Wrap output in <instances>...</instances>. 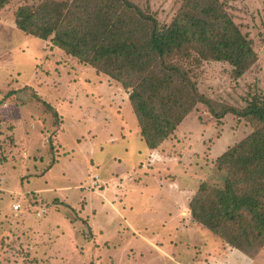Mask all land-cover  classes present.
I'll list each match as a JSON object with an SVG mask.
<instances>
[{
    "label": "rangeland",
    "instance_id": "rangeland-1",
    "mask_svg": "<svg viewBox=\"0 0 264 264\" xmlns=\"http://www.w3.org/2000/svg\"><path fill=\"white\" fill-rule=\"evenodd\" d=\"M41 1L9 0L0 9V264H204L210 254L223 257L224 243L189 222L186 207L178 213L177 204H169L175 198L170 189L171 196L165 195L149 173L163 181L177 175L190 189L202 180L219 185L225 172L217 168V157L258 124L232 113L216 119L197 103L169 135L168 157L146 154L135 135V116L120 100L128 91L119 82L107 78L117 101L101 89L96 93L87 64L78 68L77 58L57 54L51 37L16 28V9ZM131 1L161 24L171 21L182 2ZM226 1L255 62L239 77L224 61L186 65L202 95L242 109L252 97H264V0ZM128 134L125 152L121 140ZM107 135L116 140L108 142ZM115 157L128 163L120 165ZM115 164L121 170L114 173ZM132 183L145 184L127 192V204L122 188ZM115 203L130 226L115 215ZM245 253L264 264V244Z\"/></svg>",
    "mask_w": 264,
    "mask_h": 264
},
{
    "label": "trees",
    "instance_id": "trees-1",
    "mask_svg": "<svg viewBox=\"0 0 264 264\" xmlns=\"http://www.w3.org/2000/svg\"><path fill=\"white\" fill-rule=\"evenodd\" d=\"M8 1L0 0V9ZM14 22L119 82L150 149L167 140L197 103L216 119L232 113L257 123L217 157L225 172L221 184L201 181L188 209L193 221L232 248L245 253L264 244V97H252L242 109L215 105L198 91L186 65L224 61L239 77L255 62L226 0H182L167 24L131 0H43L19 6Z\"/></svg>",
    "mask_w": 264,
    "mask_h": 264
},
{
    "label": "crops",
    "instance_id": "crops-1",
    "mask_svg": "<svg viewBox=\"0 0 264 264\" xmlns=\"http://www.w3.org/2000/svg\"><path fill=\"white\" fill-rule=\"evenodd\" d=\"M55 51L57 52V54L58 53H60V50H59V52H58V49H56L55 48ZM80 65H83V64H81V63H78V68H80V67H82V66H80ZM90 67V66H89ZM91 68V71H93V73H94V75L96 76V87H95V90H96V93H98V91H99V89H101L103 92H105V93H107V94H112L113 95V97H114V100H116L117 101V99H118V96H114V92H116V88H115V90H114V88L112 87V86H109V85H111V83H110V81H108L107 80V78H109L108 76H106V75H101V76H98L99 74L97 73V72H95V70H92L93 68L92 67H90ZM86 69V68H85ZM88 72L85 70L84 71V74H87ZM102 79H104L103 81H102ZM85 80H87V79H85ZM112 81V80H111ZM94 83V82H93ZM99 84H101L100 86H99ZM100 87V88H99ZM119 89H121V88H119ZM122 91V90H121ZM83 93H85V91H83ZM122 93V92H121ZM86 94V93H85ZM120 96V95H119ZM128 95H127V93H124V96H120V100H122V103H124V106L126 107L127 106V103L129 104V102H128V97H127ZM107 104L109 105L110 103H109V101H111L110 99H109V97H107ZM99 106L102 108V104H101V102H99V103H97V104H95L94 105V108H95V110L96 111H98V109H99ZM129 107H130V105H129ZM130 111H131V108H130ZM62 119V118H61ZM61 119H60V129L59 130H61L62 128H64L63 127V121L61 122ZM136 119V118H135ZM101 120V119H100ZM100 120H98L99 122H100ZM136 126H137V128H135V135H136V137H138V139H139V141L141 142V143H143L145 146H147L145 143H144V141L141 139V137H140V135H139V127H138V124H137V120H136ZM95 130L96 129H94L93 130V132H95ZM92 132V133H93ZM92 136H93V134H92ZM108 136V135H107ZM57 137L61 140L63 137L61 136H58L57 135ZM109 138H107L108 139V142L109 141H111V137L110 136H108ZM131 137H130V135L128 134L126 137H124V136H122V144H123V150L126 152V150L129 148L128 147V144H127V140H129ZM113 139L114 140H112L111 142H114L115 140H116V138L115 137H113ZM143 141V142H142ZM166 141L167 140H164L163 142H162V144L158 147V148H155V149H150V148H148V147H146L145 148V152H146V154H149L150 152L152 153H154L157 157H168V156H165V155H167V153H168V150L165 148V145H166ZM90 149V151H92L93 150V147H92V145H91V147H90V145H88V149H86V151L87 150H89ZM146 154L144 155V156H146ZM164 154V155H163ZM116 159H118L119 161L121 160V159H119L118 157H115ZM123 160V159H122ZM120 161L118 164H120V165H125V164H127L128 162H127V160H123V161ZM142 162H144V161H142ZM116 166L114 167V173L116 172V171H119V170H121V169H119L118 167H117V164H115ZM139 165V164H138ZM171 167H172V165H171ZM121 172V174H125L123 171H120ZM194 173V172H193ZM192 173V174H193ZM150 182H151V184H155V185H157V186H160V187H162L163 188V192H164V194L165 195H170L171 196V194L175 197V198H169V200L168 201H171L169 204L171 205L172 203H173V201H174V204L176 203L177 204V208H176V210H178L177 212L178 213H180V210H182V209H184L185 207H186V212H187V216L189 217V215H190V212H189V209H188V203H189V200L191 199V197L194 195V193L196 192V189H197V187H198V185H197V187L195 188V189H190V188H187L184 184L185 183H181L180 181H179V178H178V176L177 175H175L174 177H171L170 179H165V181H163L162 179H164V178H160V176H156V175H154L153 174V170H150ZM112 176V175H111ZM176 178H178V181L177 182H175L176 180ZM186 179V178H185ZM202 180V179H201ZM163 181V182H162ZM182 181H184V179H182ZM203 181V180H202ZM175 182V183H174ZM143 184V185H142ZM140 183V184H134V183H132L131 185H129V184H126V186H124L123 188H122V190L123 191H125L126 193H123V196L124 197H126L127 198V204H129V203H132V200H131V197H130V195L127 193V192H130L131 190H132V187H138V189H140L139 187H143L144 186V184L145 183ZM197 184H198V181H197ZM176 190V194L174 193V189ZM167 189H170V191H171V194L170 193H168L166 190ZM187 192H191L190 193V195H188V196H186V193ZM181 194V195H180ZM110 198H111V196H109ZM116 204V206H115V210L117 211L116 213L115 212H113L112 213V215L115 213V215L120 219V220H122L125 224H128L129 226L131 225V223H130V221L127 219V217L125 216V215H123L121 212H120V209L118 208L119 206H120V204L119 203H115ZM110 205H106V207H107V209H109L110 210V207H109ZM122 206V205H121ZM180 207H181V209H180ZM185 213V212H184ZM189 222H193V223H196L195 221H192V218H191V216H190V218H189V220H188ZM198 224V223H197ZM198 225H200V224H198ZM201 226V225H200ZM202 227V226H201ZM220 248H222V249H224V251H223V257H221L220 259H215V257H214V255L213 254H210L209 255V257L208 258H211V259H209V261H206V262H204V264H257L258 263V259H253V261H251L252 260V258H250L248 255H246V253H244L243 251H241V250H238V249H236V248H232V247H230V246H228V245H226V244H224V245H221V246H219ZM261 253V252H260ZM262 253H263V251H262ZM220 255V254H219ZM260 255V254H259ZM227 256H230V258H233V260H227L226 259V257ZM257 257V256H256ZM256 260H257V263H256ZM193 264H195V263H193ZM196 264H200V263H196Z\"/></svg>",
    "mask_w": 264,
    "mask_h": 264
},
{
    "label": "built area",
    "instance_id": "built-area-1",
    "mask_svg": "<svg viewBox=\"0 0 264 264\" xmlns=\"http://www.w3.org/2000/svg\"><path fill=\"white\" fill-rule=\"evenodd\" d=\"M97 182H98V179L95 177V178L92 180V184L95 185V184H97ZM13 207H14V209H17L18 205H17V204H14ZM41 211H43V210H41ZM41 211H38V212L36 213V215H37V216L41 215Z\"/></svg>",
    "mask_w": 264,
    "mask_h": 264
}]
</instances>
